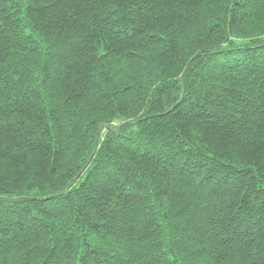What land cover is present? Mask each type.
Returning a JSON list of instances; mask_svg holds the SVG:
<instances>
[{
  "label": "trees",
  "instance_id": "trees-1",
  "mask_svg": "<svg viewBox=\"0 0 264 264\" xmlns=\"http://www.w3.org/2000/svg\"><path fill=\"white\" fill-rule=\"evenodd\" d=\"M0 264H264V0H0Z\"/></svg>",
  "mask_w": 264,
  "mask_h": 264
}]
</instances>
